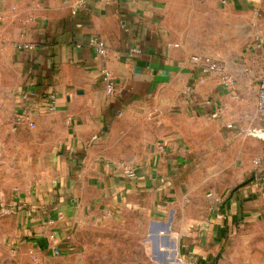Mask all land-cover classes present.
I'll list each match as a JSON object with an SVG mask.
<instances>
[{
  "label": "crops",
  "instance_id": "1",
  "mask_svg": "<svg viewBox=\"0 0 264 264\" xmlns=\"http://www.w3.org/2000/svg\"><path fill=\"white\" fill-rule=\"evenodd\" d=\"M0 15V151L28 146L45 167L34 184L15 189L7 210L41 263L53 246L67 247L78 218L144 191L188 198L189 263L224 264L236 231L264 214V141L236 150L247 159L245 184L201 189L178 177L198 156L264 127L255 112L264 0H0ZM95 36L104 57L88 44ZM131 47L141 52L128 55ZM194 54L218 61L230 85L201 74ZM101 67L115 80L111 94ZM50 93L55 108L44 112ZM118 161L136 177L122 175Z\"/></svg>",
  "mask_w": 264,
  "mask_h": 264
},
{
  "label": "rangeland",
  "instance_id": "2",
  "mask_svg": "<svg viewBox=\"0 0 264 264\" xmlns=\"http://www.w3.org/2000/svg\"><path fill=\"white\" fill-rule=\"evenodd\" d=\"M245 131L247 140L241 144L230 142L222 148L225 151L218 149L193 159L194 163L179 175V182L185 185L183 182L188 181L201 189L245 184L247 179L242 178L241 171L247 159L237 157L236 150L243 144L254 150L255 139L264 141V127ZM256 159L250 160L254 164ZM260 159L262 162L263 157ZM44 168L28 146L0 151V264H43L27 237L19 234L7 201L18 187L34 184L43 176ZM188 201H166L141 191L110 212L82 216L68 235L67 247L52 253L44 264H183L181 257L190 264L182 244L183 233L192 228L182 219L189 210ZM224 264H264V214L246 221L236 231Z\"/></svg>",
  "mask_w": 264,
  "mask_h": 264
},
{
  "label": "built area",
  "instance_id": "3",
  "mask_svg": "<svg viewBox=\"0 0 264 264\" xmlns=\"http://www.w3.org/2000/svg\"><path fill=\"white\" fill-rule=\"evenodd\" d=\"M229 0H219L221 5L227 4ZM1 19V15H0ZM88 44L91 46L96 55L100 57H104L106 55V45L104 41L99 37H91L88 40ZM27 46V45H25ZM141 52L139 47H131L128 49V55L138 54ZM190 61L193 65H195L201 74H209V73H217L220 77L221 83L226 87L230 85L231 80L229 75L224 72V68L222 65L213 59L210 56H204L200 54H194L190 57ZM99 75L101 81L104 83V90L107 94L113 93L115 89V80L111 74V72L106 67H101L99 69ZM31 94V92H30ZM55 108V94L50 93L45 96V103L41 110L44 112H50ZM255 112L257 116L260 118L263 126H264V74L260 79V83L258 86L256 101H255ZM232 124H226V128H231ZM255 165L260 166L261 159L257 158L255 160ZM115 168L120 170L121 174L127 178H135L137 173L135 169H133L129 164L124 161H118L115 163ZM210 195V194H209ZM1 206V201H0ZM49 239L54 240L56 238L55 234L50 232L48 235ZM52 253L58 254L60 250L53 246Z\"/></svg>",
  "mask_w": 264,
  "mask_h": 264
},
{
  "label": "water",
  "instance_id": "4",
  "mask_svg": "<svg viewBox=\"0 0 264 264\" xmlns=\"http://www.w3.org/2000/svg\"><path fill=\"white\" fill-rule=\"evenodd\" d=\"M257 132H261L260 130H258Z\"/></svg>",
  "mask_w": 264,
  "mask_h": 264
}]
</instances>
